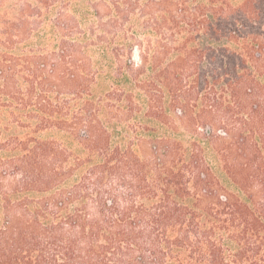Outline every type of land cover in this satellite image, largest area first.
I'll return each instance as SVG.
<instances>
[{
    "label": "trees",
    "instance_id": "1",
    "mask_svg": "<svg viewBox=\"0 0 264 264\" xmlns=\"http://www.w3.org/2000/svg\"><path fill=\"white\" fill-rule=\"evenodd\" d=\"M0 264H264V0H0Z\"/></svg>",
    "mask_w": 264,
    "mask_h": 264
},
{
    "label": "rangeland",
    "instance_id": "2",
    "mask_svg": "<svg viewBox=\"0 0 264 264\" xmlns=\"http://www.w3.org/2000/svg\"><path fill=\"white\" fill-rule=\"evenodd\" d=\"M135 56V55H134ZM135 60H136V57H135ZM246 165H248L247 163H246ZM251 167L253 168V167H255V164H253V165H251ZM247 169H248V166H247ZM250 171V170H249ZM248 170H246L245 172H244V177H246L247 175H248V177H249V175L252 173L251 171L249 172ZM248 173V174H247ZM247 177V178H248ZM254 188L253 189H255V190H257L258 189V186H256L255 184H254V186H253ZM241 197H242V199L244 200V201H248L249 199H248V191H245V189L243 190V192L241 193Z\"/></svg>",
    "mask_w": 264,
    "mask_h": 264
}]
</instances>
